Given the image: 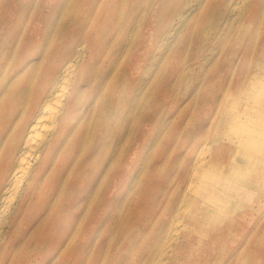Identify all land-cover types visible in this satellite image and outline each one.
I'll use <instances>...</instances> for the list:
<instances>
[{
  "label": "rangeland",
  "instance_id": "obj_1",
  "mask_svg": "<svg viewBox=\"0 0 264 264\" xmlns=\"http://www.w3.org/2000/svg\"><path fill=\"white\" fill-rule=\"evenodd\" d=\"M67 63L38 176L9 199ZM255 101L264 0H0V264H264ZM52 177L62 198L42 206Z\"/></svg>",
  "mask_w": 264,
  "mask_h": 264
},
{
  "label": "bare ground",
  "instance_id": "obj_2",
  "mask_svg": "<svg viewBox=\"0 0 264 264\" xmlns=\"http://www.w3.org/2000/svg\"><path fill=\"white\" fill-rule=\"evenodd\" d=\"M75 69H76V63H67L62 68V72L59 76V80H58L59 82L57 86L50 93V96L44 100L45 102L43 103L45 104L44 111L42 108L43 112H41L36 117V119L31 123L28 132L26 133L23 139L22 147L20 149V154L16 160L17 163L14 169V173L12 174L6 186L7 194H9L7 195V198L10 197L9 199H13L14 195L22 191L23 187H24L23 195L29 194V190H30L29 187L31 188L32 184L35 182L38 176L36 173L32 172L34 169L32 166V161L37 160L40 157L41 152L48 144V142H50L52 134L57 130L58 121H59L58 119L64 110L66 95L70 88L73 75L75 74ZM253 104H254V109L252 110V113H249L250 115H247L249 116V119H252L256 115L264 117V102L255 101ZM83 135H84L83 133L80 134L79 140L83 139L84 137ZM250 139L251 140L248 141H250L251 143L250 145H252V147L258 148V144L264 145V138L252 137ZM250 145H244L243 147ZM242 151L245 152V150H241L240 151L241 154L243 153ZM257 151H258L257 149L254 150V152ZM263 161H264V157H263ZM235 164L236 161L233 160L231 162V170L233 171V173H231V177L233 176L235 171V167H236ZM238 164L243 166L242 162H238ZM194 173L197 174V175L195 174L197 178L198 170H195ZM60 183H64L60 177H52L48 179V184H52V187H50L49 185L47 186L44 192L36 193V199L41 200L40 202H42L43 204L42 206H44L45 204L48 205L50 203V200H52V198L54 197L56 198V201L62 198V192L59 189L54 188ZM239 183L246 184L247 182L246 180H244L243 183L241 182ZM4 201H6V199ZM226 202L229 203V201L227 200L216 204L217 209L223 208ZM7 206L8 204L6 205V207ZM217 209L209 207L207 208V211L216 210V212H218L219 210Z\"/></svg>",
  "mask_w": 264,
  "mask_h": 264
}]
</instances>
